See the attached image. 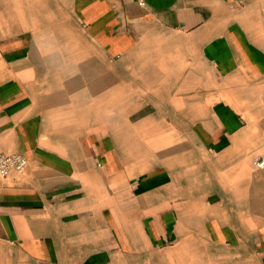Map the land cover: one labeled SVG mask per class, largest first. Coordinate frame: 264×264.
Masks as SVG:
<instances>
[{
  "label": "crops",
  "instance_id": "1",
  "mask_svg": "<svg viewBox=\"0 0 264 264\" xmlns=\"http://www.w3.org/2000/svg\"><path fill=\"white\" fill-rule=\"evenodd\" d=\"M0 154V264H264V0H0Z\"/></svg>",
  "mask_w": 264,
  "mask_h": 264
},
{
  "label": "built area",
  "instance_id": "2",
  "mask_svg": "<svg viewBox=\"0 0 264 264\" xmlns=\"http://www.w3.org/2000/svg\"><path fill=\"white\" fill-rule=\"evenodd\" d=\"M142 6L143 2H139ZM28 161L21 155L12 154L5 155L0 154V177L6 178L11 173L22 174L27 166ZM253 165L258 169L264 168V159L261 157H256L253 160Z\"/></svg>",
  "mask_w": 264,
  "mask_h": 264
}]
</instances>
